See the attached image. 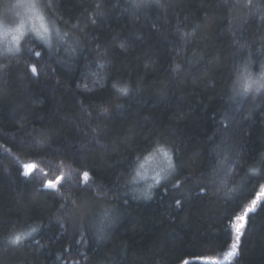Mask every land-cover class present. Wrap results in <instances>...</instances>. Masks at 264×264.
<instances>
[{
    "label": "trees",
    "instance_id": "obj_1",
    "mask_svg": "<svg viewBox=\"0 0 264 264\" xmlns=\"http://www.w3.org/2000/svg\"><path fill=\"white\" fill-rule=\"evenodd\" d=\"M131 3L40 0L67 42L0 41V264H264V91L233 95L237 67L264 73V0ZM157 142L175 172L144 199Z\"/></svg>",
    "mask_w": 264,
    "mask_h": 264
},
{
    "label": "snow or ice",
    "instance_id": "obj_2",
    "mask_svg": "<svg viewBox=\"0 0 264 264\" xmlns=\"http://www.w3.org/2000/svg\"><path fill=\"white\" fill-rule=\"evenodd\" d=\"M153 0H132L130 4L131 9H145L152 6ZM14 8L21 9L22 11L17 12V16L20 17L19 22L15 24L14 27L5 28L3 35L7 37L11 34V41L9 44L12 47H7L5 49L6 53H13L19 52L20 48L18 47L19 42L22 37H24L27 33L33 34L36 39L40 42H43L51 47L49 42V37L51 33L55 34V37L60 43H66V37H68V33H61L60 29L55 27V23L51 20L46 21L45 16L41 14L40 11V0H17V2L13 5ZM187 33H184V36H187ZM37 56L40 55L39 52L36 53ZM179 65H176V68L179 69ZM31 71L33 74H36L37 68L32 66ZM237 72V80L233 82V95H245L249 92L256 91L261 92L264 91V73H262L259 77H253V75L248 71L247 66L243 70L239 67L236 68ZM113 88H115L118 92L123 95H127L129 93V88L125 85L123 87L118 86V83H113ZM103 111H107L104 109ZM160 155L166 161V167L161 168V176L160 173H157L154 180L156 183H159L161 179L167 180L174 172H175V165L172 160V155L170 154L169 150H166L165 146L157 142L155 147H153L152 151L143 158V161H140L138 158L137 166L134 169V175L131 176V179L128 180L129 184L135 183L138 179H143L142 170L145 168L147 162L152 159L153 157ZM26 171L25 175L31 174L34 169L35 165L33 164H26L23 166ZM83 181L87 183L89 180V173L87 171L82 173ZM65 179L63 175L57 176L56 179L49 180L45 182L43 185L45 188L58 190V185H61V182ZM179 181H177V184ZM152 187V185H149ZM176 187V185H173ZM203 191V189H201ZM261 194L264 195V186H262ZM147 195V194H146ZM258 203V199L252 200V205L255 206ZM177 206L180 205V200H176ZM253 208L246 209L245 214L236 217L238 221H241L238 225H236V237L235 240L238 242L240 238L241 229L245 227L246 220H247V213L253 211ZM36 229H31L30 232H20L17 233L9 238L10 243L17 244L21 242L26 236L31 235V232H35ZM237 250V243L234 242L231 245V251H229L228 256H234Z\"/></svg>",
    "mask_w": 264,
    "mask_h": 264
},
{
    "label": "rangeland",
    "instance_id": "obj_3",
    "mask_svg": "<svg viewBox=\"0 0 264 264\" xmlns=\"http://www.w3.org/2000/svg\"><path fill=\"white\" fill-rule=\"evenodd\" d=\"M20 11L22 10L20 9ZM11 27H14V26L0 27V41L2 40L11 41V34H9L7 37L3 35L4 29L11 28ZM54 36H55L54 33L50 34L49 42L51 41V38H53ZM166 150H169V149L166 148ZM166 164H167V161L160 155L153 157L147 162V164L145 165V168L142 170L143 179H138L135 182V185L133 187V191L135 192L137 196L142 197L144 199H147L150 197L152 189L163 180L161 179L159 183H156V181L154 180V177H156L157 173H160L161 176H163V173H161V168L166 167ZM149 185H152V187H149Z\"/></svg>",
    "mask_w": 264,
    "mask_h": 264
}]
</instances>
